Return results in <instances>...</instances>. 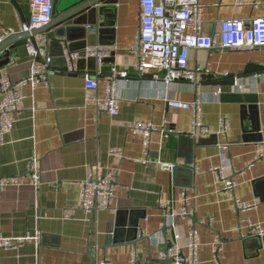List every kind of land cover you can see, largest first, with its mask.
<instances>
[{
  "label": "crops",
  "instance_id": "obj_1",
  "mask_svg": "<svg viewBox=\"0 0 264 264\" xmlns=\"http://www.w3.org/2000/svg\"><path fill=\"white\" fill-rule=\"evenodd\" d=\"M201 1L207 35L220 19L264 17V0ZM55 2L63 7L72 0ZM107 2L112 7L100 20L115 23L114 28L102 34L92 26L78 29L76 40H84L71 45L75 52L96 44L116 46L98 73V89L86 88L83 76H96L95 60H79L75 73L67 72L62 60L45 83L24 87L26 98L10 116L14 124L0 137V236L41 234L38 244L33 240L0 249V264H131L134 255L137 264H156L175 233L185 243L190 229L199 233L198 264H264V235L252 230L257 224L264 228V157L257 158L264 130V47L192 51L189 67L205 69L201 82L184 79L165 86L152 71L136 69L138 57L131 47L141 27L139 1ZM29 19L28 0H0V41L23 35L22 23ZM26 40L16 39L0 53V73L13 81L30 72ZM114 64L129 75L118 83L120 112L115 117L95 106L97 97L105 95ZM167 96L198 100L201 119L213 132L221 118L231 128L226 136L200 141L181 137L192 130V112L169 106ZM133 121L169 126L176 133L168 139L153 133L145 151L142 136L127 127ZM218 143L229 144V173L236 182L232 192L223 189L213 171L223 161ZM32 158L40 164L39 187L27 175ZM162 163L175 167L168 170ZM99 166L103 172L117 170L119 185L109 208L89 214L79 207L80 183ZM12 177L18 182H10ZM235 199L256 206L239 211ZM162 203L177 213L187 208L195 213L175 219L172 227Z\"/></svg>",
  "mask_w": 264,
  "mask_h": 264
},
{
  "label": "built area",
  "instance_id": "obj_2",
  "mask_svg": "<svg viewBox=\"0 0 264 264\" xmlns=\"http://www.w3.org/2000/svg\"><path fill=\"white\" fill-rule=\"evenodd\" d=\"M13 1V0H5ZM141 7V27L131 47V51L138 57L137 72L146 73L152 71L155 81L162 82L169 86L175 81L190 80L199 84L203 79L205 69H191L189 67L190 53L205 49L213 50H253L264 47V17H254L246 21L239 18L220 19L217 29L212 35L204 33L202 12L205 4L201 0H138ZM240 3H244L239 1ZM55 0H28L30 7V19L22 23V32H32L46 25L54 14ZM254 4H257L254 2ZM2 38H0L1 40ZM27 49L32 63L27 78L13 81L6 74L0 73V137L7 131H10L14 124L11 114L19 111L26 95L23 93L25 86L30 85L36 88L39 84L45 83L48 79V72L54 68L51 65V56L46 52L49 38L47 34H34L27 37ZM116 46L105 44H96L95 46H86L82 51L73 52L65 50V59H67L66 71L75 73L78 70V62L81 59L89 60L94 58L97 62V74L91 75L84 72L85 87L97 90L99 87V75L103 63L112 56ZM42 56L44 57L42 59ZM228 74V73H225ZM112 77L106 81L105 95L97 97L96 110L100 113H107L111 116L117 115L119 110L120 98L117 92L118 83L122 79L128 78V72L118 68L116 64L111 67ZM236 78L234 84L240 86ZM166 104L173 108L188 109L192 112V130L186 134L195 141H200L213 134L226 136L231 128V124L225 118L218 122L219 127L213 132L208 125L201 119L202 108L200 102L181 101L167 96L164 99ZM129 129L142 136L145 151L148 150L151 135L161 133L163 139H168L175 130L167 126H157L153 122L133 121L127 124ZM179 134V133H178ZM262 134V150L257 158L264 157V130ZM184 134H179L183 136ZM221 148L222 163L213 168L217 174L218 180L222 183L223 189L228 192L234 191L236 182L229 173L232 163L228 158L227 152L229 144H217ZM166 169H173L175 164L162 163ZM117 170L111 169L103 172L101 167H97L92 173H89L82 179L80 203L81 210L89 214L98 213L100 210L109 208L110 201L113 198L117 186ZM28 177L36 187L41 184L40 164L36 158L29 161ZM4 181H1L4 185ZM10 182H18V179L12 177ZM183 201L187 203L188 196L183 193ZM237 210H251L256 205L249 202H243L235 199ZM161 211L166 219H172V227H175V219L179 217L193 216L194 210L184 209L177 213L170 209L167 203L161 204ZM254 234L264 235V228L259 224L252 226ZM182 235L176 232L174 241L168 244L164 250L160 251L156 264H198L199 263V233L196 229H190L185 243L181 241ZM41 234L36 232L34 235H28L22 238H10L0 236V249H11L21 242L36 241L39 243ZM185 249L188 250L186 253ZM217 252V250H216ZM101 264H110L103 261ZM131 264H137L136 255H134Z\"/></svg>",
  "mask_w": 264,
  "mask_h": 264
},
{
  "label": "water",
  "instance_id": "obj_3",
  "mask_svg": "<svg viewBox=\"0 0 264 264\" xmlns=\"http://www.w3.org/2000/svg\"><path fill=\"white\" fill-rule=\"evenodd\" d=\"M107 1L108 0H72V3L63 7H59L55 2L54 14L46 25L32 32H26L23 35H13L6 40L0 41V53L4 51L6 52L16 39L45 33L50 42L48 46L45 47V50L51 56V65L57 66L61 64L63 60L64 66H66L67 59H65V46L70 51H74L75 49L71 46L72 43H76L78 40H84L83 36H78L79 39L76 40L77 38L74 33L78 31V29L87 31V26H92L99 32V34H102L105 28H114L113 26H115V23L111 24L107 23L106 20H100V17L106 18V11L112 7ZM89 60L95 59L92 58ZM185 136L191 138L186 134L181 137Z\"/></svg>",
  "mask_w": 264,
  "mask_h": 264
}]
</instances>
